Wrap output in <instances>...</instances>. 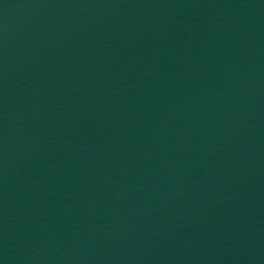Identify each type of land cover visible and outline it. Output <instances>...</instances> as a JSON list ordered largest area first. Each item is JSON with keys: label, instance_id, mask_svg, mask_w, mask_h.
<instances>
[{"label": "water", "instance_id": "1", "mask_svg": "<svg viewBox=\"0 0 264 264\" xmlns=\"http://www.w3.org/2000/svg\"><path fill=\"white\" fill-rule=\"evenodd\" d=\"M0 264H264V0H0Z\"/></svg>", "mask_w": 264, "mask_h": 264}]
</instances>
